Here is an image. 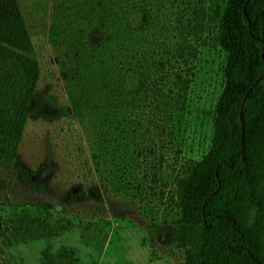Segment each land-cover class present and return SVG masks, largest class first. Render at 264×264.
<instances>
[{
	"label": "trees",
	"instance_id": "16d2710c",
	"mask_svg": "<svg viewBox=\"0 0 264 264\" xmlns=\"http://www.w3.org/2000/svg\"><path fill=\"white\" fill-rule=\"evenodd\" d=\"M244 2L222 0L217 17L215 42L224 53L223 84L207 151L188 163L168 188V197L159 190L158 198L151 186L156 173L150 178L147 173L139 175L146 156L156 160V122H162L161 116L170 109V95L186 86L184 76L192 68L207 8L204 0H54L53 4L51 46L66 100L76 110L95 114L100 142L111 145L103 149L113 188L139 202L149 200V195L161 203L163 198L172 202L176 219L167 238L182 254V264H264L263 79L239 110L245 91L264 75V0L247 1L246 17ZM190 12L197 20L186 19L184 27L176 17ZM173 21L172 27L178 33L182 28L192 41H171L173 32L166 26ZM32 55L17 0H0V186L11 181L39 192L42 184L32 179L34 173L15 162L39 77ZM59 109L67 115L65 107ZM155 162L158 170L152 169L159 173L162 156ZM41 168L39 164L36 171ZM95 190L90 185L89 195L98 201ZM85 200V193L71 190L64 203ZM157 228L155 223L145 227L147 239H154Z\"/></svg>",
	"mask_w": 264,
	"mask_h": 264
},
{
	"label": "rangeland",
	"instance_id": "374dc122",
	"mask_svg": "<svg viewBox=\"0 0 264 264\" xmlns=\"http://www.w3.org/2000/svg\"><path fill=\"white\" fill-rule=\"evenodd\" d=\"M17 2L39 77L15 162L34 173L32 179L42 187L31 192L11 181L0 186V264H182V254L171 248L167 238L176 219L172 202L163 198L161 203L149 195L153 209L148 199L141 203L113 188L103 149L109 150L111 145L100 142L95 114L76 110L66 100L51 46L54 0ZM204 4L207 8L197 33L192 68L184 76L186 86L170 95V109L161 116L162 122H156L154 152L155 161L160 155L163 158L160 171L152 169L158 170V164L148 155L139 175L147 173L150 178L156 173V183H151L155 198L159 190L168 197L174 180L209 145L214 105L223 84L224 53L215 42L223 4L222 0H204ZM176 18L185 27L186 19L193 22L197 15L190 12ZM173 24L166 26L173 32L169 35H173L172 42L192 41L191 35L182 28L178 33ZM60 107L67 109L66 116L61 115ZM39 164L42 168L36 171ZM92 184L98 201L89 195ZM71 190L85 193L86 200L64 203ZM150 223L158 225L152 241L145 232Z\"/></svg>",
	"mask_w": 264,
	"mask_h": 264
},
{
	"label": "water",
	"instance_id": "95a60500",
	"mask_svg": "<svg viewBox=\"0 0 264 264\" xmlns=\"http://www.w3.org/2000/svg\"><path fill=\"white\" fill-rule=\"evenodd\" d=\"M247 1H249V0H245V2L243 3V6H242V14H243V16H245V17H246V13H245L244 7H245ZM248 34H249L250 37H253L252 34H251V32H250L249 25H248ZM261 43L264 44L262 41H261ZM260 79H263V80H264V75H263L261 78L256 79V80H255V81L249 86V88L245 91V93H244V95H243V98H242V100H241V103H240L239 110H241L242 105H243V103H244V101H245V99H246V96L248 95L249 91H250V90L256 85V83H257ZM239 116H240V112H239ZM240 154H241V158H242V156H243L242 148L240 149Z\"/></svg>",
	"mask_w": 264,
	"mask_h": 264
}]
</instances>
